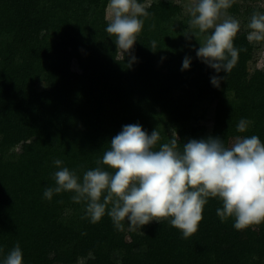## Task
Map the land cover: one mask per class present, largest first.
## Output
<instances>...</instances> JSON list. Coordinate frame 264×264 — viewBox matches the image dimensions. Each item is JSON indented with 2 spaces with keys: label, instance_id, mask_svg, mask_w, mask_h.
Wrapping results in <instances>:
<instances>
[{
  "label": "trees",
  "instance_id": "16d2710c",
  "mask_svg": "<svg viewBox=\"0 0 264 264\" xmlns=\"http://www.w3.org/2000/svg\"><path fill=\"white\" fill-rule=\"evenodd\" d=\"M243 1L235 0L227 14H238ZM107 4L0 0V264L17 243L22 264H264V223L234 229L233 218L217 216V198L208 199L187 239L167 221L141 229L125 221L118 230L106 213L92 223L73 193L44 198L55 184V160L82 180L125 125L139 124L149 135L157 129V150L174 132L181 149L208 137L226 147L236 136L256 135L264 143V68H251L248 31L234 39L240 51L232 69L217 73L195 52L174 48L176 17H167L165 1L154 0L123 57L114 37L102 32ZM165 52V64L157 66ZM212 77H224L219 87ZM204 104L213 105L210 130L197 112ZM242 119L250 123L239 133ZM119 233L129 241L113 247Z\"/></svg>",
  "mask_w": 264,
  "mask_h": 264
},
{
  "label": "clouds",
  "instance_id": "9594fccd",
  "mask_svg": "<svg viewBox=\"0 0 264 264\" xmlns=\"http://www.w3.org/2000/svg\"><path fill=\"white\" fill-rule=\"evenodd\" d=\"M235 0H197L189 7V26L199 34L211 30L199 44L196 56L217 73L234 66L239 49L234 39L240 30L238 20L227 15ZM148 12L139 0H108L106 32L114 37L116 49L124 57L133 48ZM226 17L221 19V17ZM249 41H264V14L253 13ZM155 47V41L152 42ZM190 60H183L187 70ZM224 77H212L219 87ZM250 121L242 119L237 132L244 133ZM154 129L149 135L139 124L123 126L111 139L97 167L75 171L54 161V186L44 190V198L73 193L75 203H85L86 218L96 223L107 213L118 230L127 221L130 229H141L167 221L187 239L198 230L203 208L209 198H217L222 207L216 211L222 222L234 219V229L255 228L264 223V143L258 136H236L230 147L220 138L189 140L182 149L174 136L161 144ZM19 244L7 254L3 264H22Z\"/></svg>",
  "mask_w": 264,
  "mask_h": 264
},
{
  "label": "rangeland",
  "instance_id": "374dc122",
  "mask_svg": "<svg viewBox=\"0 0 264 264\" xmlns=\"http://www.w3.org/2000/svg\"><path fill=\"white\" fill-rule=\"evenodd\" d=\"M143 4L148 7L151 2L154 0H142ZM167 3V17H176V22L172 24L173 34L171 35V40L175 45V49L180 50H188L192 52H197L199 49V44L204 41L205 36L211 34V30L204 34H199L196 29H193L189 26L190 13L189 7L194 5L197 0H163ZM239 13L235 16L227 14L228 16L236 19L240 23L239 31H248L249 29L247 25L250 22V19L253 13L259 12L264 14V0H245L240 3ZM226 17H221L224 19ZM107 20L102 26V32L107 34L106 32ZM255 48L254 53V62L251 65V68L261 69L264 68V41H250ZM167 59V53L163 54L159 59L156 60L157 66H162L165 64ZM72 68L75 70L76 65L74 64ZM163 71H166V67H162ZM205 108V112L203 109ZM199 114H202L203 120L201 124H203L208 130L211 129L212 121H213V105H202L198 111ZM242 236V234H241ZM129 241L128 235L119 233L113 241V247H120L122 244ZM77 264H85V260H80Z\"/></svg>",
  "mask_w": 264,
  "mask_h": 264
}]
</instances>
